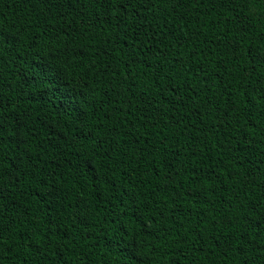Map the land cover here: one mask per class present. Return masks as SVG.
I'll return each instance as SVG.
<instances>
[{
	"label": "trees",
	"instance_id": "16d2710c",
	"mask_svg": "<svg viewBox=\"0 0 264 264\" xmlns=\"http://www.w3.org/2000/svg\"><path fill=\"white\" fill-rule=\"evenodd\" d=\"M104 14L102 5L89 0H74L72 4L65 0L63 6L56 0L48 3L0 0V28L5 34L0 39L5 41L6 48L12 47L7 42L8 36L16 37L21 45L18 52L4 51L0 59V92L14 106H19L21 112L27 109L33 116L20 139L27 138L28 129L45 145L55 139L50 137V132L59 137L58 147L48 148L47 154L38 158L33 155L32 161L13 159L19 149L15 143L9 144L5 167L11 164L21 174L18 180L4 176L7 190L3 195L7 199L3 202V211L24 220L29 230L30 221L36 217L37 222H43L44 231L39 238L33 236L31 240L27 239L30 231L15 236L5 233L0 264H129L128 258L132 264H264V239L255 236L253 244L247 243L246 236L237 239L242 231L239 222L230 227L224 219L225 200L231 199L225 191L232 189L229 183L221 185L211 179L208 182L218 190L202 192L204 199L199 204L185 194L183 199L175 201L183 212L167 213V219L153 216L156 206L146 205L152 199V190L159 191L167 183L170 169L164 156L168 154L148 155L140 151L141 147L151 151L150 146L160 139L156 129H145L138 123L133 129L134 132L138 129L139 143L136 144L135 137L122 134L127 129L120 123L121 120L128 122L125 119L128 97L139 103L137 98L143 99L142 94L150 97L162 87L182 85L186 80L200 81V76H205V72L195 76L188 71L191 64L182 68L175 60L165 59L166 45H174L185 58L193 49L203 50V59L197 57L207 73L201 83L210 85L212 91L201 92L200 96L193 94L192 99L197 107L204 102L202 97L214 101L211 107L221 115L235 101L237 111L228 115L233 117L232 124L240 121L239 126L247 136L240 146L239 161L229 160L227 155L221 157V152L228 151L230 129L220 126L223 124L220 121L207 133L205 124L214 121L206 116L205 108L200 113L181 109L176 114L181 124L164 132L179 136L181 141L189 139V132L197 136L207 133L208 147L204 151H211L209 155L192 158L197 167L209 168L213 161L223 159L225 167L231 165L239 171L237 179L241 184L252 182L247 186L251 199L264 198V100L253 94L258 107L250 115L245 107L247 102L242 104L239 98L242 82L247 83L250 74L257 79L264 77V0H253L246 6L221 0H132L128 6V24L119 30L118 36L110 37L108 33L117 31L114 20L107 21V32L93 27L97 20L105 23ZM181 34L185 37L183 48L176 42ZM102 36L111 41L105 45L111 55L101 48ZM237 42L238 48L234 46ZM132 59L138 61L131 69L134 79L127 75ZM109 62L111 69L107 68ZM92 64L95 67H90ZM35 72L46 80H37ZM42 104L46 106L41 108ZM65 109L72 116L87 113L88 125L94 129L96 138L84 141L80 135L83 125L63 116ZM202 119L205 124L200 122ZM185 126L190 127L185 131ZM114 127L121 128V133L111 131ZM84 134L92 133L85 131ZM31 143L29 140L22 146L25 156L40 151L29 148ZM232 144L236 145L237 140H232ZM83 160L89 163L81 169ZM33 162L40 167L32 169ZM33 171L42 175L46 183L41 185L38 177L32 175ZM216 172L221 178L226 175L224 168ZM105 174L112 183L99 179ZM180 179L176 177V181ZM115 188L125 193V199L135 197L136 202L130 203V207L144 217L143 223L148 226L144 230L128 224L127 251L110 249L106 239H99L105 236L108 223L105 217L113 197L119 194ZM46 189L55 195L49 196ZM52 199L64 205L58 216L47 215L51 211L48 201ZM213 205L215 210L209 211ZM78 208L84 209L81 215L85 216L86 224L79 223L75 215ZM197 212H203L204 216H197ZM49 219L53 221L51 224ZM201 219L203 224L199 223ZM188 224L198 226V234H192ZM162 226L170 229L171 234L159 231ZM51 232L56 235L48 246L47 236ZM107 235L109 239L115 235L110 225ZM157 235L164 239L157 240ZM177 238L183 242L176 243Z\"/></svg>",
	"mask_w": 264,
	"mask_h": 264
},
{
	"label": "snow or ice",
	"instance_id": "6c2138e0",
	"mask_svg": "<svg viewBox=\"0 0 264 264\" xmlns=\"http://www.w3.org/2000/svg\"><path fill=\"white\" fill-rule=\"evenodd\" d=\"M35 2H44L48 3L49 0H35ZM58 4L63 6L65 0H56ZM90 3L100 4L104 8V21L105 23H100L97 20L93 27H99L101 31H108L107 21H115L117 31L115 33H108V36L119 35V30L123 29L128 24V6L132 3V0H89ZM222 3H230L233 5L239 6L240 4L248 5L253 2V0H221ZM67 3L72 4L74 0H67ZM119 9L120 11H116ZM197 34V33H194ZM94 35H98L94 34ZM5 34L0 28V37H4ZM154 38V37H153ZM7 42L12 45L11 48L5 47V41L0 39V59L3 58L4 51H17L20 45V42L17 41L16 37L8 36ZM190 39V37H189ZM185 37L183 34L176 38V42L180 44V47H184ZM111 41L106 37L100 38V44L102 50L107 54L111 55V52L108 51L106 44ZM235 47H239V42H237ZM166 51L164 52V58L171 60H175L176 65H180L182 68H186L188 64L192 65L191 69L188 71H192L195 76L200 75V72H205V76H200V81H196L195 79L191 81H185L184 84L178 86H167L162 87L161 90L154 92L149 97V94H142L143 99L137 98L139 103L136 100H133L131 97H128L129 109L125 113V119L128 121L124 123V120H121L120 123L123 128L127 129L122 134L125 136H133L135 139L133 143H139V135L138 129L134 132L133 129H136V125L139 123L145 129H156L160 134V139L153 145H151V151L146 148L141 147L140 151L145 152L148 155H154L157 152L162 154H168L171 156V159H168V155L164 156V160L167 163L168 168L170 169V174L167 177V183L159 188V191L152 190L151 196L152 199L148 202L146 207H151L155 205V211L153 212V216H159L163 219H167V213L171 212H183L184 210L178 207L175 203L176 199H183L184 195L191 197L192 200L199 204L204 197L201 195L202 192L208 191H217L215 185L210 184L208 181L211 179H215L218 184L229 183L232 185V189H225V191L229 192L231 199H226L225 204L227 208L225 209L224 219L228 222V226H232L239 222V228L242 229L240 237L246 236L248 237L247 243L253 244L254 237L259 236L261 239H264V198L259 200H253L250 198L248 185L252 183L251 181H245L243 184L239 182L237 177L240 175L239 171L233 169L231 165L225 167L223 159L219 162L213 161V164L210 165L209 168L197 167V163L193 160V157L197 156H205L209 155V152L206 153L204 151L205 148L208 147V136L207 133H211L216 127L217 122L222 121L223 124L220 126H226L230 129L229 136L231 137L228 140V151L221 152V157L227 155L229 160H237L239 161L238 153L241 151V145L247 140V136L245 135V129L240 127V121L237 120L236 124H232L231 120L232 116L228 115V112H236L237 105L235 101L229 105V108L224 110V114L221 115L219 110L213 111L211 104L214 103L212 100H206L202 97L203 103H200L199 107L196 106L197 102L192 99L193 94L195 96H200L201 92H211L212 88L210 85L204 84L202 86V81L206 79V69L202 63H199L197 57H201V53L203 50L193 49L185 58L181 55L180 51L172 44L166 45ZM148 50L151 51V46H148ZM122 51V49L120 50ZM155 55V53H153ZM203 59V57H201ZM138 61L132 59L128 63V67L130 71L128 72V77L130 79H134L132 75V65L136 64ZM161 67H164V61L161 60ZM151 67V65H149ZM171 67H175V65H170ZM90 67H95V64H92ZM107 68L111 69V62L107 65ZM199 68V72L196 69ZM115 71V69H113ZM37 77V80H46L45 76H41L39 72L33 73ZM243 91L240 93L241 103L245 104L246 110L250 115H254L257 110V104L253 99V94H256L261 100H264V77H260L257 79L255 76L251 74L247 78V83H243ZM29 87H32L29 84ZM187 88V92L183 90ZM231 95V93H229ZM180 107H177V106ZM46 104H42L41 108H44ZM206 109V116L210 121H214L212 123L205 124V121L202 119L200 122L205 124V128L207 129V133L203 135H195V133L189 132V139L185 141H181L179 136L168 135L164 132V129H173L176 126L181 124V120L177 118V113L183 109L185 112L191 110L194 113H200V109ZM39 111V109H38ZM63 116H69L71 119L78 120L82 128H80V135L84 141H90L95 139L94 129L89 127L88 125V116L87 113H79L75 116H72L71 113L65 109L63 111ZM167 117V119H165ZM33 116L31 113L25 109L23 112L19 110V106H14V102L7 98L3 92H0V259H3V248L5 241V233L10 234V236L20 235V233L31 232V235L27 236V239L31 240L33 236L39 238L41 232L44 231L42 228L43 222H37L36 217H33L30 221L32 227L29 230L27 224H25L22 219H15L10 215H7L3 208L4 200L7 199L3 195L4 191L7 190V186L4 183L5 174L8 175L13 180H18L20 178L21 170L19 168L13 169L11 164H8L5 167L6 162L8 160V151L9 144L13 142L16 144V147L19 149L17 151L16 156L13 159H19L21 161H32L33 155L37 158L40 155L47 154L48 148L58 147L59 146V137L56 136L55 133H49L50 137H55L48 145H45L42 141H39L37 136L33 135V130L28 129V136L25 139H20L22 130L27 128L28 120L32 119ZM39 118V117H36ZM119 119V118H118ZM12 128V131H9V128ZM190 126H185V131ZM85 131L92 133L91 135H85ZM111 131L121 133V128L114 127ZM197 132H203L201 129H197ZM239 133V135H236ZM183 135V132H181ZM32 141L29 145V148L36 147L39 148V152H35L32 155L25 156L23 144H26ZM232 140H237V144L233 145ZM203 145V147H201ZM117 146L119 143L117 142ZM223 146V145H222ZM15 151V149H13ZM89 163L88 160H83L81 162L80 168L83 169ZM26 167H28L26 165ZM40 165L33 162L31 164V168H39ZM224 168L226 175L221 178L220 174L216 172V169ZM135 171V169H133ZM43 169H41V173ZM183 173V175H182ZM27 173H25L26 175ZM53 173H49L52 175ZM32 175L37 176L39 179V183L41 185L45 184L43 176L39 173L32 172ZM181 177L180 181H176V177ZM186 178V182H185ZM230 178V179H229ZM100 180L104 183H112L110 177L105 174L103 177H99ZM175 182V183H174ZM52 185H49L51 188ZM47 191L49 196H54L55 193L52 191ZM115 192L119 193L118 195L113 197L114 202L112 203V207L110 211L107 213L105 219H107L108 223L105 225V236L100 237L99 239H106L107 245L110 249L117 251H127L128 250V240L127 237L130 235L128 232V224L131 223L133 227H139L144 230H147V225L143 223L144 217L137 215L136 210L130 207V203H135V197L129 196L128 199H125V193L120 191V188H115ZM173 192L174 194H170ZM66 198V195H65ZM207 202V201H206ZM48 203L51 205V211L47 214L48 216L59 215V210L64 207L63 203H58L57 200L52 199L49 200ZM215 206L209 211H214ZM84 211L82 208H78L76 211V217L79 220L80 224H86L85 216L81 215ZM186 214V213H185ZM197 216H204L203 212H197ZM133 216L136 217L133 220ZM53 221L51 219L48 220V223L51 224ZM200 224L204 223V220L201 219L199 221ZM111 226V230L115 233L112 238H108V226ZM98 227V225H95ZM92 227V225H89ZM181 227H185L182 225ZM187 227L190 229L192 234H198V226L193 227L191 224H188ZM19 229V231H17ZM161 232H164L165 235H170L171 230L166 226H162L160 228ZM148 235H156L155 232H148ZM56 235L55 232H51L50 235L47 236L48 246H51L53 241V237ZM136 235H140V232H137ZM157 240H163L164 237L156 236ZM199 239L203 240V236H198ZM90 239V237H89ZM167 242V241H165ZM183 241L179 238L176 239V243H182ZM163 246V245H161ZM87 255V253H85ZM129 259V264H132L131 258ZM81 262H83V257H81Z\"/></svg>",
	"mask_w": 264,
	"mask_h": 264
}]
</instances>
